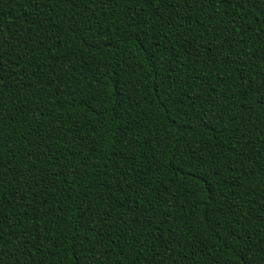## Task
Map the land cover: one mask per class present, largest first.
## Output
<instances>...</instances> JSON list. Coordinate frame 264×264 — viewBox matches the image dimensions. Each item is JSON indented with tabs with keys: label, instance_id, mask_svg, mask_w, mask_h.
I'll list each match as a JSON object with an SVG mask.
<instances>
[{
	"label": "trees",
	"instance_id": "16d2710c",
	"mask_svg": "<svg viewBox=\"0 0 264 264\" xmlns=\"http://www.w3.org/2000/svg\"><path fill=\"white\" fill-rule=\"evenodd\" d=\"M0 264H264V0H0Z\"/></svg>",
	"mask_w": 264,
	"mask_h": 264
}]
</instances>
